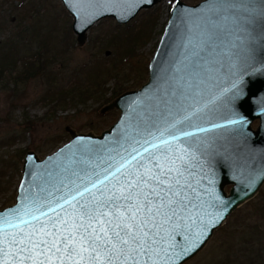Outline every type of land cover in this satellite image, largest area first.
<instances>
[{
	"label": "snow or ice",
	"instance_id": "1",
	"mask_svg": "<svg viewBox=\"0 0 264 264\" xmlns=\"http://www.w3.org/2000/svg\"><path fill=\"white\" fill-rule=\"evenodd\" d=\"M214 3L210 11L230 13L223 19L233 23L264 21V0L258 6L254 0ZM196 28L169 78L170 98L144 122L139 139L108 149L98 163L49 173L22 209L0 217V264H177L200 246L204 216H212L199 190L207 177L195 173L202 168L203 141L192 143L187 138L195 132L183 129L210 130L198 122L217 111L221 97L213 90L225 67L236 75L239 53L235 45L217 43L219 25L211 17Z\"/></svg>",
	"mask_w": 264,
	"mask_h": 264
},
{
	"label": "rangeland",
	"instance_id": "2",
	"mask_svg": "<svg viewBox=\"0 0 264 264\" xmlns=\"http://www.w3.org/2000/svg\"><path fill=\"white\" fill-rule=\"evenodd\" d=\"M172 2L158 0L124 24L101 18L77 44L60 0H0V207L13 200L25 150L42 157L68 139L65 126L98 133L115 119L116 109L99 108L145 80ZM43 60L45 68L20 76ZM262 205L264 180L181 264H264Z\"/></svg>",
	"mask_w": 264,
	"mask_h": 264
},
{
	"label": "water",
	"instance_id": "3",
	"mask_svg": "<svg viewBox=\"0 0 264 264\" xmlns=\"http://www.w3.org/2000/svg\"><path fill=\"white\" fill-rule=\"evenodd\" d=\"M157 1L60 0L71 16L70 29L77 44L84 41L87 29L101 18L111 17L116 23L124 24L140 9L148 8ZM254 3L258 6L259 0H254ZM214 7H218L214 0H197L193 3L173 0L147 61L145 80L136 88L120 91L99 108L100 112L116 109L115 119L98 133L75 131L65 126L68 139L42 157L32 150H25L13 200L0 207V217L22 209L26 204L25 197L38 191L37 185L44 186L49 173L83 166L79 163L82 161L94 160L98 163L96 157L106 158L108 149L119 151L120 145L127 146L133 139H139L138 133H143L144 122L160 111L164 106L163 101L170 98L166 95L169 91L168 81L182 58L183 45L187 43L188 36L199 31L196 25L203 28L211 17L219 25L217 43L235 45L239 53V67L234 76L227 67L220 73L218 85L212 93L221 97L217 101V111L209 119L198 122L199 127L210 130L201 133L195 127L183 129L195 132L194 137L187 138L192 143L203 141V155L200 157L202 168L197 167L195 173L197 179L201 175L207 177L202 180L199 190L212 216H204L203 231L206 235L198 241L200 246L183 256L177 264L198 251L213 229L233 209L252 197L264 180V21L256 17L233 23L231 19H223L230 13L214 15L210 11ZM234 83L237 88H233ZM225 89L229 91L224 92ZM237 91L240 93L238 97L235 96ZM232 119L242 120L243 123L229 125L227 121ZM254 119H257V124L250 127ZM213 124L224 127L212 128ZM42 210L47 212L46 207ZM183 235L181 232L177 236L181 244L184 243L180 239Z\"/></svg>",
	"mask_w": 264,
	"mask_h": 264
},
{
	"label": "trees",
	"instance_id": "4",
	"mask_svg": "<svg viewBox=\"0 0 264 264\" xmlns=\"http://www.w3.org/2000/svg\"><path fill=\"white\" fill-rule=\"evenodd\" d=\"M36 53H37V55H39L38 52H36ZM29 62H30V60H29ZM45 65H46V61H44V60L41 61V62H35V63H33V61H31V63H29V69L27 68V70L20 72V76L24 77V76H27V75H32V74L40 71L42 67L45 68L46 67ZM118 92H120V91L114 92V94H111L110 96H114ZM262 209L264 210V205H262ZM260 217H262L264 219V213ZM255 227H256V225H254V229H255ZM249 239L254 240V237L253 238H249Z\"/></svg>",
	"mask_w": 264,
	"mask_h": 264
},
{
	"label": "flooded vegetation",
	"instance_id": "5",
	"mask_svg": "<svg viewBox=\"0 0 264 264\" xmlns=\"http://www.w3.org/2000/svg\"><path fill=\"white\" fill-rule=\"evenodd\" d=\"M257 124V119H254L251 123H250V127H255Z\"/></svg>",
	"mask_w": 264,
	"mask_h": 264
}]
</instances>
